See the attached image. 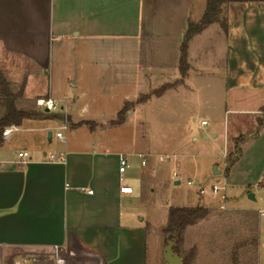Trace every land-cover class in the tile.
<instances>
[{
    "label": "crops",
    "instance_id": "1",
    "mask_svg": "<svg viewBox=\"0 0 264 264\" xmlns=\"http://www.w3.org/2000/svg\"><path fill=\"white\" fill-rule=\"evenodd\" d=\"M207 1L74 0V26L63 31L52 24L54 0H0V72L12 92L24 85L18 109L41 114L7 127L14 130L0 146V264H147L151 223L137 201L146 186L155 191L164 165H142L150 146L107 133L144 126L133 121L143 108L195 91L206 69L201 42L213 36L226 44L227 94H254L256 117L264 109V2L230 3L227 31L214 23L193 36L182 62ZM58 2L62 9L73 0ZM39 99L58 110L43 111ZM23 151L28 158L18 157ZM132 181L138 195L122 193Z\"/></svg>",
    "mask_w": 264,
    "mask_h": 264
},
{
    "label": "rangeland",
    "instance_id": "2",
    "mask_svg": "<svg viewBox=\"0 0 264 264\" xmlns=\"http://www.w3.org/2000/svg\"><path fill=\"white\" fill-rule=\"evenodd\" d=\"M58 3V0L53 2L52 24L57 29L62 25L63 31L69 30L74 26V0L62 9ZM226 10L222 5L218 19L223 30ZM201 45L206 69L196 77L195 91L183 97L174 95L171 99L154 101L150 110L143 108L139 118L135 115L134 123L140 120L144 126L118 129L107 135L123 143L135 144L137 148L150 146L152 155L146 157V161L156 168L164 165L155 191L146 186L144 200L137 201L141 204L140 218L146 214L151 223L147 264H164L169 209L199 205L206 207L209 215L188 227L183 241L179 246L175 243L174 247L183 261L186 260L185 264H264V217L261 216L264 213V130L259 125L264 119V109L257 116L258 121L250 112L256 108L254 94L243 92L239 100L236 94H227L224 38L208 37ZM133 106L128 105L118 121L123 120L125 112ZM203 122L207 124L202 125ZM60 132L66 135V130ZM16 137L20 136L13 135L12 141ZM161 157L168 159L161 162ZM237 157L239 160L230 166ZM135 160L141 162L142 159ZM177 160L178 165L175 164ZM215 167L221 175H214ZM169 170L170 183L166 178ZM175 181L180 184L175 185ZM218 183L227 188L224 209L220 207V195L214 196L210 191ZM130 184L138 195L137 183ZM201 188L207 191L204 196L200 195ZM251 194L254 199H250Z\"/></svg>",
    "mask_w": 264,
    "mask_h": 264
},
{
    "label": "trees",
    "instance_id": "3",
    "mask_svg": "<svg viewBox=\"0 0 264 264\" xmlns=\"http://www.w3.org/2000/svg\"><path fill=\"white\" fill-rule=\"evenodd\" d=\"M239 2H264V0H208L207 1V10L202 18L199 25L191 24L188 28L186 35V43L183 48V56L182 62L186 61V53H187V43L191 40L193 36L201 33L208 26L214 23H218L219 15L221 13V6L225 5L226 7L230 3ZM225 30L227 31V25L225 26ZM167 87H164L160 91L157 92L158 95H161ZM24 91V85L21 86L19 92L14 93L11 90V84L4 77V75L0 72V98L2 104L5 108L4 115L0 118V146L3 143V131L5 128L10 126H19L26 119H34L40 118L41 114L34 111H24L20 110L17 107V100L22 97ZM263 125V122L259 124ZM239 157L234 160L230 166H233ZM230 171L229 167L226 169V174ZM209 215V211L204 206H197L194 208H180V207H171L168 211V222L165 229L166 235H170V239L176 243L177 246L183 241V236L188 227L196 225L198 222L204 220ZM176 253L178 252L177 248H174ZM186 260L184 259V264Z\"/></svg>",
    "mask_w": 264,
    "mask_h": 264
},
{
    "label": "built area",
    "instance_id": "4",
    "mask_svg": "<svg viewBox=\"0 0 264 264\" xmlns=\"http://www.w3.org/2000/svg\"><path fill=\"white\" fill-rule=\"evenodd\" d=\"M37 105L41 108H45V110L47 111H57L58 110V106L56 105L55 101H53L52 99H39L37 100ZM207 123L206 122H203L202 125H206ZM14 130V127H11V128H7L3 131V137H8L11 135V133L13 132ZM57 137L58 138H62V133H58L57 134ZM226 151H225V155L224 157H226ZM18 157L21 158V159H26L29 157V153L26 152V151H23V152H20L18 153ZM50 160L52 161H58V162H63V156L61 155L60 157H56L55 155H50L49 156ZM143 158V157H142ZM166 159H168L167 157L164 158V157H161L160 158V161L161 162H164L166 161ZM146 164V160L143 159L142 160V165H145ZM129 168V164H128V161L125 157H120V167H119V172L121 174H124L126 172V170ZM174 178H177V175H174ZM199 183L196 182L195 185L197 186ZM189 185H194V183L192 182H189ZM132 187H129V186H122L120 191L122 193H125V194H131L132 193ZM227 188L225 185L223 184H216L214 185L212 188H211V194H213L214 196H219L221 197V203L222 205L220 206L221 209H224L225 208V205H226V201H227V197L225 195V192H226ZM92 191H90L91 193ZM200 195H205L207 194V191L204 189V188H201L200 189ZM261 216L264 217V213H261Z\"/></svg>",
    "mask_w": 264,
    "mask_h": 264
},
{
    "label": "water",
    "instance_id": "5",
    "mask_svg": "<svg viewBox=\"0 0 264 264\" xmlns=\"http://www.w3.org/2000/svg\"><path fill=\"white\" fill-rule=\"evenodd\" d=\"M220 171L217 168H214V175H220ZM179 184V182H176ZM250 199H254V196L251 194ZM175 242L170 239V235H167V246L163 251V260L164 264H184L182 257H180L175 251Z\"/></svg>",
    "mask_w": 264,
    "mask_h": 264
}]
</instances>
